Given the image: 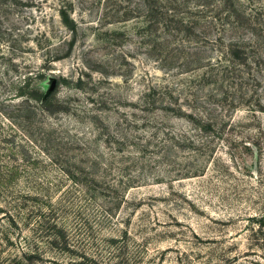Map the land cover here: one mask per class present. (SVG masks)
<instances>
[{"label":"rangeland","instance_id":"374dc122","mask_svg":"<svg viewBox=\"0 0 264 264\" xmlns=\"http://www.w3.org/2000/svg\"><path fill=\"white\" fill-rule=\"evenodd\" d=\"M232 3L0 0V264H264V0Z\"/></svg>","mask_w":264,"mask_h":264},{"label":"trees","instance_id":"16d2710c","mask_svg":"<svg viewBox=\"0 0 264 264\" xmlns=\"http://www.w3.org/2000/svg\"><path fill=\"white\" fill-rule=\"evenodd\" d=\"M147 1H153V0H147ZM156 1L158 3L160 2V4H162L164 2V4H166V6L170 5L171 7H172L173 4L177 5V0H156ZM232 2H233V0H197V5H198V8L203 9V11H201V12H204L203 14L207 13L208 11L213 13L214 16L212 17V19L214 20V22H212V23H210L208 25V27L210 29H213V27L217 25L218 21H221V22H225L226 21V23L229 24V22H228L229 20L235 19L236 23L240 22V13H239L240 11H238L235 8V6L232 5L233 4ZM67 7L68 6H64L59 11L60 18H61V21H62L63 25L67 29L75 32L76 28H77V25H76L75 21L70 17L69 10H68ZM165 8H167V7L163 6L162 10H165ZM170 10L172 12V10L174 11V10H176V8H171ZM192 21L193 20H190V22H188L187 25L194 27V25H196L197 23L194 22V21L192 22ZM222 31L225 32V30H222ZM222 34H224V33H222ZM52 91L53 90H51V87H50L49 92H52ZM48 95H49V98L43 100L41 102L40 106H41V109L43 111H48L49 112L50 111V109H49L50 106H48V100L52 99V98L50 97V94H48ZM25 101L28 104L30 102V101H27V100H25ZM0 105H1V107L7 106L5 103H2ZM1 113H2V111H1ZM2 115H3L4 118H6V114L2 113ZM7 116H8V114H7ZM9 117H11V116H9ZM208 123L209 124H207V126L209 128L212 125V123H213L212 118L209 120Z\"/></svg>","mask_w":264,"mask_h":264},{"label":"water","instance_id":"95a60500","mask_svg":"<svg viewBox=\"0 0 264 264\" xmlns=\"http://www.w3.org/2000/svg\"><path fill=\"white\" fill-rule=\"evenodd\" d=\"M53 89H54V85L51 86V90H53Z\"/></svg>","mask_w":264,"mask_h":264}]
</instances>
